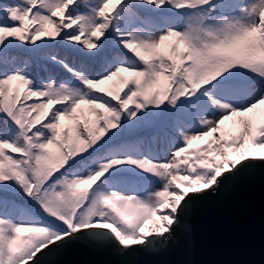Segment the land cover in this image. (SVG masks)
Masks as SVG:
<instances>
[{"label": "snow or ice", "instance_id": "snow-or-ice-1", "mask_svg": "<svg viewBox=\"0 0 264 264\" xmlns=\"http://www.w3.org/2000/svg\"><path fill=\"white\" fill-rule=\"evenodd\" d=\"M257 180L264 0H0V264L163 256Z\"/></svg>", "mask_w": 264, "mask_h": 264}, {"label": "water", "instance_id": "water-1", "mask_svg": "<svg viewBox=\"0 0 264 264\" xmlns=\"http://www.w3.org/2000/svg\"><path fill=\"white\" fill-rule=\"evenodd\" d=\"M58 259L63 264H264V186L257 180L236 189L222 205L203 211L193 222L190 244L169 254L69 250Z\"/></svg>", "mask_w": 264, "mask_h": 264}, {"label": "rangeland", "instance_id": "rangeland-1", "mask_svg": "<svg viewBox=\"0 0 264 264\" xmlns=\"http://www.w3.org/2000/svg\"><path fill=\"white\" fill-rule=\"evenodd\" d=\"M147 223H151V222L149 221V222H147Z\"/></svg>", "mask_w": 264, "mask_h": 264}]
</instances>
